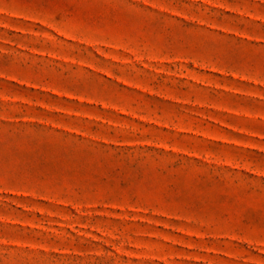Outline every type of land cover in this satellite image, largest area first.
<instances>
[{
    "label": "rangeland",
    "instance_id": "obj_1",
    "mask_svg": "<svg viewBox=\"0 0 264 264\" xmlns=\"http://www.w3.org/2000/svg\"><path fill=\"white\" fill-rule=\"evenodd\" d=\"M0 264H264V0H0Z\"/></svg>",
    "mask_w": 264,
    "mask_h": 264
}]
</instances>
